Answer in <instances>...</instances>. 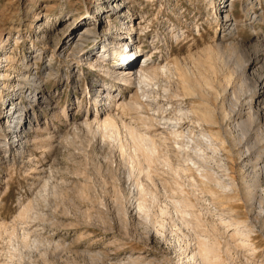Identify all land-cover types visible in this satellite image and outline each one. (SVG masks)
<instances>
[{"label":"rangeland","instance_id":"1","mask_svg":"<svg viewBox=\"0 0 264 264\" xmlns=\"http://www.w3.org/2000/svg\"><path fill=\"white\" fill-rule=\"evenodd\" d=\"M109 1L111 0H0V66L2 67L0 71L5 69L7 71L4 74H10L11 80L18 79L19 74H27L21 65L22 59L36 50L38 52L43 50L44 56L40 64L42 69L39 72V75H42L53 53L56 56L61 50L69 53L72 44L78 39V34L85 30L84 27L94 24L95 30L102 37L95 46L97 50L94 55L98 47L102 50L100 43L113 36H116L114 46L127 52L131 46H127L126 42H116L122 37L119 30H115L121 26V19H117L119 14L110 16ZM225 1L222 2L223 6L231 4L230 0ZM258 1V5L251 6L252 10L250 6L246 9L251 10L253 16H257L258 19L262 18L264 21V0ZM244 2L245 0L237 1L232 9L237 23L236 31L233 36L229 37L225 36L227 32L220 31L217 24L215 11H218L215 10V5L218 2L211 5L210 0H124L125 13L130 10V17L127 14L128 19L125 18L123 24L128 26V20L131 18L132 28L137 29L131 32V36L143 42V51L139 57L136 56L134 61L139 60L138 63H140V59L148 54L150 56V52L155 48L156 54L153 56L155 62L163 60L164 63L169 62L173 67L175 59H178L193 76V82L197 79L196 82L204 85V88L205 80L210 81L211 90L209 89L208 94L210 93L209 103L212 106H216L217 95L219 105L225 103L228 109L233 108L242 90L246 93L245 100L254 101V106H256L255 101L258 99L259 89L262 86V84L259 85L258 80L264 79V66L259 65L254 70L255 75H252L253 69L246 75L241 73V69L256 52L254 46L256 38H264V22L260 24L257 20H253L255 22L252 23L248 21L246 19L248 17H245ZM141 16L144 18L141 19ZM70 17L71 20H69ZM143 21L145 24L139 25V22ZM140 26L146 28L143 33L141 32L142 34L139 31ZM117 32L118 34L112 35ZM105 34L108 36H104ZM223 35L226 40L221 50H218L216 46L223 39ZM90 41H88L89 46H92L94 41ZM231 41L234 43L229 45ZM209 48L214 50L211 64L203 60ZM8 56L11 62L6 59ZM61 60V64H56L55 60L52 69L63 79L61 78V83L52 81L41 85L42 89L50 92L52 96L48 100L50 103H44L40 109H36V112L42 122L48 123L50 129L53 127L61 129L65 139L58 140V146L47 151L50 141L46 142L44 139L47 136L46 133L37 132L34 135V140L37 141L29 147V155L25 156L24 161L19 160L17 156H15V161L13 160L14 150L11 151L9 160L1 161L0 167L4 176L0 179V225L5 224L7 228L3 226L2 230L0 229V263H10L13 260L16 263L20 261L22 264H204L199 257L190 260L191 254L197 250L196 241L201 233L191 221L198 218L204 228L211 232L214 223L220 222L221 216L218 211H215L210 201L211 198L204 195L191 178L182 180L180 188L195 206L192 209L193 215L187 218L192 226L188 225L190 223L186 225V222L181 220L182 214L178 215L171 206L172 197L169 194L164 195L163 192L145 197L147 212L136 213L137 208L133 210L139 202V196L133 191L138 183V177L134 175L131 179L128 178L131 165L127 161L131 148L128 144V135L122 125L137 126L144 132L148 131L155 136L156 141L158 139L160 141L162 130L160 127L163 125L160 126L158 123L163 116L160 114L158 121H155L157 125L145 127L141 117L151 118L155 113L151 108H146L145 104L148 102L143 103L145 110L140 109L138 113L128 108L124 111H116L115 117L121 126L120 138L123 145L127 147V149L124 147V150L117 142L99 134L95 135L81 128L75 131L71 125L66 127V123L60 120V116L55 117V110L51 109L55 106L57 107L56 112L59 111L61 114L69 109L73 117L80 116L81 122L85 118L86 109L91 107L95 94L93 97L90 96L91 105H88V97L84 99L81 90L74 92L73 89L70 90L71 87L67 88L66 82L71 74L67 75L69 71L77 75L82 71L84 78H90L94 70L84 65L78 71L79 68L76 65H68L63 59ZM175 67L176 64L172 68L171 77H161L157 84L150 86V91L147 93L139 91V95L147 97L150 94L151 100L162 105L165 104L163 90L171 87L172 93H177L179 90L178 94L183 97L185 92L182 89V78ZM46 73L49 74L48 71H45ZM96 75L97 79L101 78V84L114 82L113 78L103 76L102 72ZM230 76L233 77L234 86L231 87H234L236 97L225 94L223 91ZM3 78L0 76V93L6 95L8 91L3 88L4 84L6 83L9 89L14 86L11 80ZM84 78H82L80 88L86 89L87 87L88 89L85 85L87 80ZM132 87L126 90L127 102L131 95L136 94L137 89ZM16 92L17 90H14V93ZM169 97L173 98V96ZM206 97H199L195 100L186 98L183 103L186 107L188 105L190 107L191 101L201 103L207 99ZM140 98L138 97V101ZM17 99L20 100L18 96ZM72 102L75 104L72 105ZM80 102L82 105L79 108ZM263 103L261 107L264 108ZM22 104L20 103L17 108H22ZM6 111L0 109V122L5 121ZM262 112L261 130L264 131V109ZM0 137V142H2L1 139H5V134H1ZM260 152L262 148L257 154ZM211 153L209 152V156L215 159L211 165L213 171L218 176H222L225 181L236 183L234 187L236 191L232 190L231 193L234 198L226 203L225 207L231 208L233 216L238 217V220L249 226L251 230L250 236L243 241L244 244L241 240L231 239L229 252L226 251L227 231L225 232L222 228L220 233H214L213 237L217 239L220 247L219 262L220 264H264V188L258 189L257 200L259 201H256L254 211L245 203L240 191L241 175L248 176L253 169V163L251 168L242 169L243 158L239 160L235 155V161L232 163L227 154L223 155L219 152L215 155L220 157L216 158ZM248 155L249 153H246L245 157ZM217 160L220 161L217 162ZM219 164L221 165L218 166ZM169 178L168 175L156 178L157 187H162V181L171 182ZM248 179L251 183L253 182L252 178L248 177ZM142 182L153 188L148 180L142 178ZM43 183L45 191L42 189ZM170 186L173 187L172 184ZM170 186L167 188L170 189ZM29 204L36 209V214L32 218L33 221L30 219L26 224L17 216L23 207ZM163 210L169 211L163 213ZM13 228H16V232L12 230Z\"/></svg>","mask_w":264,"mask_h":264},{"label":"bare ground","instance_id":"2","mask_svg":"<svg viewBox=\"0 0 264 264\" xmlns=\"http://www.w3.org/2000/svg\"><path fill=\"white\" fill-rule=\"evenodd\" d=\"M210 1H212L211 5L218 2L217 5H215V10H217L218 12L215 11V13L217 14V24L218 27H220V31H222V33L227 32L225 36H233L234 31H236L235 26L237 20L232 13V9L235 3H237V1L239 0H230L229 3L231 4H227L225 6H223L224 3L222 4L223 1L226 2L225 0ZM109 2V5L111 6V9L108 10V12L111 13L110 16L119 14V17L117 19H121V26L117 27L115 30H119L118 32L122 34V37L118 38L116 42H126L127 46H131V48H129L127 52L121 51L114 46L116 36H113L109 37L107 41L102 40L103 42L100 43V45L102 46V50H100L101 47H98V51L94 55V52L97 50V47L95 46H97V42H99L98 40L102 39L99 32L95 30L96 27L94 28V24L93 26L90 25L84 27L85 30L82 33L78 34V39L72 44L71 51L69 53L62 50L58 51L57 56L55 53H53L50 57L51 59L49 65L47 66L48 68L44 67L45 69L43 70L44 73L42 72V75H39V72L42 69L40 67V64L44 56L43 50H39V52L38 50H36L34 53H30L29 56H26L24 57V59H22L21 65L24 67L27 74H19L17 77L18 79H13L14 81L10 79V74H4L7 70L4 69L3 71H0V76L4 77L5 80L6 78H8V80H11L12 82H9H11L14 86V88L9 89L8 85H6L5 83L3 88H5V90L8 92L6 93V95L0 93V109L1 111L7 110L4 116L5 121L0 122V135L5 134V139H1L2 142H0V165L2 160H9V158L11 157V151L13 150V160L15 161V156H17L19 160L24 161L25 156L27 154L29 155V147L37 141L34 140V135L37 134V132H42L41 134L46 133L47 136L44 139H46V142L50 141V143H48L50 146L48 145L49 148L47 151L53 150L58 146V140L63 138L62 130L57 129L56 127L50 129L48 123L42 122L40 116L38 117V113L36 112V109H40V107H42L44 103H50L48 100L49 97L52 96L50 92H47V90H43L41 85H43L45 82L48 83L52 81L54 83L60 81L58 83H61L63 78L59 75V73L54 72L52 69L55 60L56 64H61V59H63L64 62L68 65H76L77 68H79L78 71L82 69V66L87 65L88 68L94 70L93 74L90 75V78H84L82 71L78 72V75L75 74V72L71 73L69 71L67 76L71 74V77L69 76L66 82L68 89L71 87L70 90L73 89L72 91L74 92L77 90H81L84 99L85 97H88V105H91L90 96L93 97V94L95 93L93 103L91 107H89L90 109H86L84 120L80 122V116L73 117V114L70 113L69 109H66V111L62 112V114L59 111L56 112L57 107L55 106L51 109L53 111L55 110L54 116H60V120L66 123V127L71 125L72 129L75 128V131L78 130V128H81L83 131L95 133V135L99 134L102 137L117 142L123 149L126 146L123 145V142L120 138L121 126L116 120V111H124L128 108L129 110L136 111L138 113V110L141 111L140 109H143L146 105V108H151L155 113L153 112L154 114L151 118L141 117V121L143 122L145 127L153 126V124L157 125L155 121H158L161 114V116L163 117L159 119L158 125H163L164 127H160L162 130L160 132L161 135L159 134L160 141H158V139V142L155 139L156 137L152 136L148 131L144 132L137 126L127 124L122 125V127H124L123 129L126 130V134L128 135V144L130 145L129 148H131V153L128 151L129 155L127 163L131 165V170L129 171L128 178L131 179L134 175L138 177V183L133 188V191L139 196V202L133 208V210L137 208L135 211L136 213L140 211L147 212L148 206L145 202V197L147 198L148 195H156L160 192H163L164 195L167 196V194H169V196L172 197L171 206L175 209L178 215L182 214L181 220L183 219L186 222L185 224L187 225V223H190V221H188V217L193 215L192 209L195 206L191 202V200L184 194L183 190H181L182 188H180V184L182 180L191 178L195 186L200 188V191H202L204 195H208L209 198H211L210 201L214 205L215 211H218L220 213L221 218L219 216L220 222L216 224L214 223L212 229L210 228L212 230L211 232L204 228L202 222L198 218H194L193 221H191L195 228L198 229L201 233H199L197 241L195 240L197 242V250L196 252L191 254L192 256H190V260H194L199 257L204 264H220L218 255L220 247L217 239L213 237V234L220 233V230H222V228L225 229V232L227 231L228 241L226 244L228 247L226 248V251L229 252V241L231 239H238L243 242L250 236L251 230L248 228L249 226L244 225L245 223L243 224L242 221L238 220V217L233 216L231 208L225 207L226 203L234 198L232 197L231 193L232 190H235L234 187H236V183L234 184L233 182L230 183L225 181L224 179H222V176H218L213 171L211 165L212 162L215 161V159L209 156V152H212L214 155H217L219 152H222L223 155L227 154L230 162L232 163L233 161H235V155L236 157L238 156L239 160L243 158L242 165L240 164L242 169L251 168V164L253 163V169L250 171L248 176H244L245 174L241 175L242 183H240V191L245 203H247L249 207L254 211V208L257 205L256 201H259L257 200L258 189L264 188V131L261 130V118L263 117L262 110L264 109L263 107H261V103L264 102V79L258 80L259 85L262 84V86L259 89V93L257 96L258 99L255 101L256 106H254V101L248 102L245 100L246 93H243V90L241 91L242 93L239 95L240 97L239 99H237V103L233 108L228 109L225 103H221L219 105V97L217 95L216 98L214 97L216 99V106H212L209 103L210 93L208 94L209 89L211 88L210 81L205 80L204 88V85L196 82L197 79L195 82H193V76L188 72V70H186L187 68H185V66H183V64H181L178 59H175L174 66L176 64V71H178L182 78V89H184L185 95H183V97L180 96V94H178L179 90L178 92L176 91L177 93H172L171 87H169L170 89L165 88L166 90H163V92L165 93H163L165 95H163L165 97H163L165 104L162 105H159L157 102L155 103V100H151L149 97L150 94L147 97H145V95L144 97H142V94L139 95V91H144L145 93H147V91H150V86L153 84H157L158 80L161 79V77H171L170 75L172 74V68H174V66L172 67L169 62L164 63L163 60H160L158 63L155 62V59L153 58L154 54H156L155 48H153V51L150 52V56L148 54L141 58L140 63H138L139 60L135 62L134 59L137 58L136 56L138 55L139 57L143 51V42L142 40L140 41V39L138 40L131 36V32L133 30H137L132 28L133 26L130 23L132 20L131 18H129L130 20H128V26H125V24H123L125 18H127L126 15H129L130 10L125 13L124 8H126V3L125 5H123L124 0H111ZM258 3V0H245L243 4L246 5L245 9L250 6L252 10L251 6L255 7L256 5H258ZM251 10H245V17H248L246 19L248 21H251V23L255 22L253 20H257V22H260V24L263 23L264 21L262 20V18L258 19L257 16H253L254 14L251 12ZM142 18L144 17L141 16V19ZM69 20H71V17ZM142 23L145 24V22L143 21L139 22V25ZM144 27H148V25H144ZM144 27H138L140 34L145 31L146 28ZM126 30L127 33H125ZM118 32L112 33V35L118 34ZM106 35L107 34H105L104 36ZM222 38L223 39L216 46L218 50H221L222 46H224V40H226L224 38L226 37H224L223 35ZM256 39L257 40L254 45L256 48V52L253 57L246 61L241 69V73L245 75L252 69L254 71L259 65H261L262 67L264 66V38L257 37ZM89 40H91L90 42L94 41L92 46H89ZM17 42L18 41H16V43ZM233 43L234 42L231 41L229 45H232ZM213 55L214 50L212 51V49L209 48L207 56L205 59L203 57V60H205L206 63L211 64ZM6 59L8 60V62L12 61L9 56ZM142 59L143 62L141 63ZM5 67L7 68L8 66ZM1 68L2 67L0 66V69ZM45 71H48L49 74L46 73V75ZM98 72H102V75L105 77L107 76L113 78L114 82L101 84V78H96V73ZM252 75H255V71L252 72ZM82 78H84V80H87V82L85 81V85L88 86V89L89 86L91 87L89 90L87 89V87V90L80 88ZM232 78L233 77L230 76V78L228 79L229 82L226 83L223 91L225 92V94H231L236 97L235 90L233 89L234 87H231L234 86L232 84ZM69 83L70 85H68ZM129 87L136 88L137 91L136 94L130 96L129 101L127 102L128 98L126 90ZM14 90H17V92H20V94H17V92L14 93ZM168 95L171 97L173 96V98H170ZM17 96L20 98V100L17 99ZM140 96L142 97V99L140 98ZM138 97L140 98L141 102L140 100L138 101ZM199 97H206L208 100H203V102L201 103L191 101L190 107L189 105L188 107H186V104H184L186 98L195 100ZM143 98H146V100H143ZM82 102L79 103V108L81 107ZM145 102L148 103L144 105L143 103ZM20 103H23L22 108L20 107V109H18L17 107L20 105ZM71 104L73 105L75 103L72 102ZM261 148L262 152H260V154H257ZM246 153H249L247 157H245ZM213 154L212 156H214ZM218 157L220 156H217L216 158ZM220 160H217V162ZM221 164H219L218 166H220ZM164 175H168V177L171 178H169V181L171 182H168L167 180L162 181V187L158 188L156 178ZM3 176L4 175L2 174L0 167V179H2ZM248 177L252 178V183L248 179ZM142 178L151 182L154 189L144 185L142 182ZM171 184L173 186L172 188L170 186ZM168 186H170V189L167 188ZM42 187L41 188L45 191V184ZM260 198L262 199V197ZM251 209H249V211H252ZM35 210L36 209L32 206V204L26 205L25 207H23L17 217H19V219L23 220L27 224L30 219L32 220L33 216L35 217ZM169 210H163L162 212L166 213ZM215 213L217 214V212ZM215 220L214 222H216ZM191 223L188 225L192 226ZM3 226L5 227L6 225H0V229ZM12 230L16 232V228H13ZM20 259L22 260V258ZM5 264L22 263L20 261L16 263L15 261L11 260L10 263L6 262Z\"/></svg>","mask_w":264,"mask_h":264}]
</instances>
